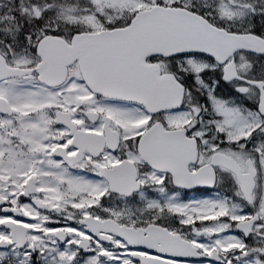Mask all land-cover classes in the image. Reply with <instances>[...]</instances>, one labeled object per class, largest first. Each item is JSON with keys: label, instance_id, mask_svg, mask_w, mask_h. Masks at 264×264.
I'll list each match as a JSON object with an SVG mask.
<instances>
[{"label": "snow or ice", "instance_id": "6c2138e0", "mask_svg": "<svg viewBox=\"0 0 264 264\" xmlns=\"http://www.w3.org/2000/svg\"><path fill=\"white\" fill-rule=\"evenodd\" d=\"M0 264H264V0H0Z\"/></svg>", "mask_w": 264, "mask_h": 264}]
</instances>
